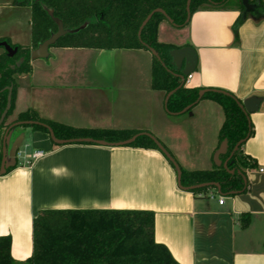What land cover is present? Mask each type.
Masks as SVG:
<instances>
[{
    "label": "crops",
    "instance_id": "obj_1",
    "mask_svg": "<svg viewBox=\"0 0 264 264\" xmlns=\"http://www.w3.org/2000/svg\"><path fill=\"white\" fill-rule=\"evenodd\" d=\"M33 1L0 0V39L31 46ZM242 12L237 1L199 8L184 27L160 22L157 39L194 49L196 67L187 86L223 89L239 101L260 98L257 110L248 115L252 133L241 146L255 164L246 171L247 190L195 195L177 186L173 167L156 149L56 146L43 132L16 127L9 147L23 134V148L31 145L32 152L44 153L32 159L31 152L28 161L19 163L24 154L19 149L16 166L0 176V236H10L17 264L32 253V220L44 209L150 210L155 240L179 264H264V16L256 8L245 18ZM48 53L47 58L30 60L29 73L15 77L10 121L33 110L78 128L149 132L180 169L215 166L224 119L221 106L202 99L190 114L168 113L164 91L151 87L148 50L52 46ZM209 193L215 197L210 199ZM218 197H223L222 204ZM247 216L249 223L242 228Z\"/></svg>",
    "mask_w": 264,
    "mask_h": 264
},
{
    "label": "trees",
    "instance_id": "obj_2",
    "mask_svg": "<svg viewBox=\"0 0 264 264\" xmlns=\"http://www.w3.org/2000/svg\"><path fill=\"white\" fill-rule=\"evenodd\" d=\"M187 0H34L31 3V46L11 44L1 38L17 52L8 57L0 53V115L5 109L8 87H12L11 103L3 123L0 125L1 141L4 130L13 123L36 121L52 130L57 139L91 138L107 142H119L143 132L128 129L78 128L40 117L35 111L18 113L12 121L15 100V77L31 71L30 51L57 31L53 18L61 20L64 29H78L59 38L53 47H85L93 49H144L153 48L160 61L152 56L151 87L164 91L165 95L176 89L166 102L168 113H178L190 109L202 99L219 104L224 119L218 132V148L222 140H227L228 149L220 159L225 161L239 141L243 142L227 161V169L235 170L233 175L222 167L208 170L184 171L181 169V185L190 187L213 182L220 187V195L245 192L248 188L246 171L255 164L244 155L241 146L252 133L249 120L237 105V98L230 92L218 88L189 87L170 71L169 52L176 46L159 42L157 30L165 20L161 13L152 14L138 38V29L145 17L160 8L171 19L172 25L181 28L186 20ZM256 3V10L264 16V3ZM227 0H191L190 13L199 8H221ZM239 8L243 7L239 2ZM52 12V15L48 13ZM240 20L235 23L234 30ZM21 60L18 66L15 64ZM162 63L165 67L162 66ZM170 70V71H169ZM179 87V88H177ZM202 89H217L229 95L209 90L196 102ZM239 101V100H238ZM189 109V111H190ZM33 131L48 135L42 125H22ZM56 145V144H54ZM58 146V145H56ZM130 147L156 149L146 135H138ZM16 166V165H15ZM12 168H8L9 172ZM239 171L240 174H237ZM6 172V173H7ZM245 179V181L243 180ZM207 191L215 192L213 186L193 189L195 195L203 196ZM242 228L249 223V216L241 220ZM11 238L0 236V264H17L11 256ZM22 264H179L169 250L154 238V213L150 210L128 209H44L32 220V253Z\"/></svg>",
    "mask_w": 264,
    "mask_h": 264
},
{
    "label": "water",
    "instance_id": "obj_3",
    "mask_svg": "<svg viewBox=\"0 0 264 264\" xmlns=\"http://www.w3.org/2000/svg\"><path fill=\"white\" fill-rule=\"evenodd\" d=\"M242 7H243V12H242V17L245 18L247 14H251L254 13V10L256 8V4L251 3L249 0H240ZM190 2L191 0H187L186 1V20L185 23H187L190 19ZM48 13L50 15H52V12L48 10ZM154 13H161L164 15L165 20H167L170 24H172L171 19L165 14V12L160 9V8H156L154 10H152L146 17L145 19L142 21L139 29H138V33L137 36L138 38L140 37L141 31L143 29V27L145 26V24L148 22V20L151 18L152 14ZM54 22L57 25V31L55 33H52L47 39H45L44 41L40 42L38 44V46L30 51V60H36V59H44L48 57V50L50 47H52L56 41L61 38L62 36H64L67 33H74L77 32L78 29H64L63 24L61 22V20L57 19V18H53ZM0 47L3 48V50L6 52L8 57H13L16 52H17V48L14 47L12 48L7 42L5 41H1L0 42ZM148 51L150 52V54L155 57L157 60L160 61V58L157 54V52L153 49L148 47L147 48ZM170 58H171V66L173 67L174 71H170L173 75L177 76L180 80V85L179 87L184 83V79L186 77H188L190 74H192V72L194 71L195 67H196V53L194 51V49H192L189 46H184L181 48H175L172 49L169 52ZM21 62V60H19L15 66H18L19 63ZM162 66L165 67V65L162 63ZM177 87V88H179ZM209 90L212 91H216V92H220L222 94H226L229 95L227 92L225 91H221V90H217V89H202L198 92V97L196 102L203 96V94ZM11 91H12V87H8V94H7V99H6V106L5 109L3 110V112L0 115V125L3 123L5 116L8 112V110L10 109V103H11ZM176 91V89H173L172 91H169L166 95H165V99H164V106L166 109V102L168 100V98L170 97V95H172L174 92ZM238 107L241 109V111L243 112V114L247 117L248 119V115L254 111L257 110L258 105L260 103V98L252 96L249 97L243 101H236ZM192 106V105H191ZM188 106L186 108H184L183 110H181L178 113H173V114H181V113H185L188 112V114H190V107ZM167 111V110H166ZM42 125L44 126L47 131H48V136L50 138V140L52 141V143L56 144V145H66V144H93V145H100V146H108V147H122V146H128L129 144H131L138 135H146L147 137H149L152 142L155 144L157 150L165 157V159L170 163V165L173 167L175 173H176V179H177V186L180 189L183 190H188L191 191L193 189H198V188H203V187H209V186H213L215 187L217 193L220 194V187L217 183H213V182H208V183H201L198 185H194V186H190V187H184L181 185V169L178 165V163L176 162V160L173 158V156L170 154V152L162 145V143L156 138L154 137L151 133L149 132H139L135 135H133L132 137L123 140V141H119V142H107L104 140H95V139H91V138H74V139H57L52 130L50 129V127H48L45 124H41L39 122L36 121H25V122H16L11 124L10 126H8L3 134H2V141H1V162H0V176L4 175L7 172L8 168L11 167H15L16 165V159H17V153L20 149V147L23 144V140H24V135L23 134H19L11 143L10 147H9V138L11 135V132L14 128L16 127H20L22 125ZM243 142L239 141L237 143V145L235 146L234 151H236V149L238 148V146ZM9 147V148H8ZM228 149V145H227V140H222L221 143L219 144L218 148L216 149V151L213 154V163L216 167H222L223 169H225L227 171V173H229L230 175H233L235 173V170H229L227 169V161L229 159V157L233 154V152L230 154V156L225 160L222 161L220 159L221 155L226 154ZM10 161V162H9ZM237 174H240L239 171H236ZM243 180L245 181V179L243 178Z\"/></svg>",
    "mask_w": 264,
    "mask_h": 264
},
{
    "label": "rangeland",
    "instance_id": "obj_4",
    "mask_svg": "<svg viewBox=\"0 0 264 264\" xmlns=\"http://www.w3.org/2000/svg\"><path fill=\"white\" fill-rule=\"evenodd\" d=\"M234 1H237L238 3L241 2L240 0H227V3H228V4H229V3H233ZM9 121H10V118H8L7 122H9ZM21 129H22L21 131H24L26 128L22 127ZM2 134H3V133H2ZM2 134H1V135H2ZM26 143H27V140L25 139V140H24V143H23L22 146L20 147V149L22 150V152H24V154H23L20 158L17 159L19 163H21V162H25V161H28V159H26V158H27V155H29V154L32 152V147H31V145H30L29 147L23 148V147L25 146ZM17 160H16V161H17Z\"/></svg>",
    "mask_w": 264,
    "mask_h": 264
},
{
    "label": "built area",
    "instance_id": "obj_5",
    "mask_svg": "<svg viewBox=\"0 0 264 264\" xmlns=\"http://www.w3.org/2000/svg\"><path fill=\"white\" fill-rule=\"evenodd\" d=\"M190 77H191V74L186 78V83L188 82ZM19 154H20V150L18 151L17 155H19ZM43 154L44 153L41 150L33 151L32 154H31V158L35 159V158H38V157L42 156ZM261 171H263V169ZM208 196H209L210 199H213L215 197V195L212 194V193H209ZM223 200H224L223 197H218V199H217L219 204H222Z\"/></svg>",
    "mask_w": 264,
    "mask_h": 264
}]
</instances>
